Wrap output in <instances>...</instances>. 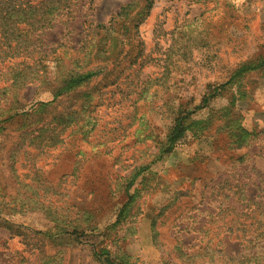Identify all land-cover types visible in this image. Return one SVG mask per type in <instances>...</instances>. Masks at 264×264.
<instances>
[{
    "label": "rangeland",
    "instance_id": "374dc122",
    "mask_svg": "<svg viewBox=\"0 0 264 264\" xmlns=\"http://www.w3.org/2000/svg\"><path fill=\"white\" fill-rule=\"evenodd\" d=\"M141 6L0 0V264H264V0Z\"/></svg>",
    "mask_w": 264,
    "mask_h": 264
},
{
    "label": "trees",
    "instance_id": "16d2710c",
    "mask_svg": "<svg viewBox=\"0 0 264 264\" xmlns=\"http://www.w3.org/2000/svg\"><path fill=\"white\" fill-rule=\"evenodd\" d=\"M4 5H8V4H4ZM135 5H136V2H134V1H130V2L122 5L119 8V11L117 13H115V15L112 17V20L109 23V25H111V26L108 27L107 25H102L100 27L112 31L113 28H114L113 24H117V21L124 20L131 13V11L135 8ZM151 5H152V0H142V6L138 10V12L135 14L134 18H132L133 19L132 21L133 22L134 21L135 22H139V21H141V19H144L149 14V9H150ZM3 8H5V7H3ZM112 40L114 41V38H112ZM96 52L100 53L101 52V48H98ZM245 69H247V67L246 68H241L239 70V72L243 71ZM97 73H98V71L76 72L68 80V85L66 86V88H70L71 85H73V84H79L81 82H85V81L91 79ZM178 108L179 109L175 113V116H174V119H173L174 124L172 125V127H171V129L169 131V134L167 136V145L160 150L161 152H166L167 150L172 148L174 143L177 140H180L184 136V133H185V131L187 129V126L184 124V121L188 117V115H187L188 113L181 114L182 111L180 110V107H178ZM129 186H128V188H129ZM128 188H127V190H128ZM103 253H105L106 255L108 254V252L105 251V250H103ZM106 262L108 264H111V261L108 260V256H106Z\"/></svg>",
    "mask_w": 264,
    "mask_h": 264
},
{
    "label": "clouds",
    "instance_id": "9594fccd",
    "mask_svg": "<svg viewBox=\"0 0 264 264\" xmlns=\"http://www.w3.org/2000/svg\"><path fill=\"white\" fill-rule=\"evenodd\" d=\"M237 3H239V0H237Z\"/></svg>",
    "mask_w": 264,
    "mask_h": 264
}]
</instances>
